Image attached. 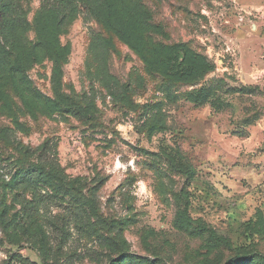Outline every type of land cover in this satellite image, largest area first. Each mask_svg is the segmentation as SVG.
Masks as SVG:
<instances>
[{"label": "rangeland", "instance_id": "rangeland-1", "mask_svg": "<svg viewBox=\"0 0 264 264\" xmlns=\"http://www.w3.org/2000/svg\"><path fill=\"white\" fill-rule=\"evenodd\" d=\"M76 2L0 0V264H264V0Z\"/></svg>", "mask_w": 264, "mask_h": 264}, {"label": "trees", "instance_id": "trees-1", "mask_svg": "<svg viewBox=\"0 0 264 264\" xmlns=\"http://www.w3.org/2000/svg\"><path fill=\"white\" fill-rule=\"evenodd\" d=\"M89 9L92 10L96 18L107 27H113L117 35L122 39H127L128 35L125 34V27L120 19L116 16V12L108 4V0H83ZM57 5L66 10L69 15L75 16L79 13V7L75 0H55ZM4 15L9 14L8 3H4L0 10V35L2 40L6 44H11L15 40L14 25L12 20L5 18ZM115 15V18H113ZM113 18V19H112ZM115 19V20H114ZM54 54V50H52ZM56 54V53H55ZM170 59L169 63L173 65L175 79L179 82L197 80L210 72L211 67L207 62L199 55L193 53L188 48L186 49L182 45L170 47L169 49ZM57 55H55L56 57ZM56 68V65H55ZM208 99V91L205 89L200 90L196 95H191L190 100L195 103L204 104ZM224 244L227 241L223 238L220 239ZM228 245V244H227ZM237 260L245 261H264V258L257 256L254 251L251 250H235Z\"/></svg>", "mask_w": 264, "mask_h": 264}]
</instances>
